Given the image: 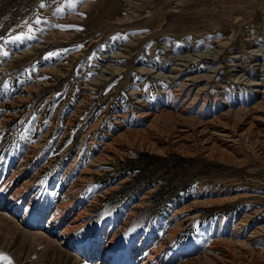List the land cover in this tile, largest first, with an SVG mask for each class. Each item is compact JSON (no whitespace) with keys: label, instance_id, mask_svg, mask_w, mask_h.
I'll list each match as a JSON object with an SVG mask.
<instances>
[{"label":"rangeland","instance_id":"1","mask_svg":"<svg viewBox=\"0 0 264 264\" xmlns=\"http://www.w3.org/2000/svg\"><path fill=\"white\" fill-rule=\"evenodd\" d=\"M64 25L81 30L59 27ZM254 36L264 41V0H0L1 174L5 180L13 174L27 181L31 195L44 199L40 213L46 200L54 207L62 201L74 208L80 203L86 212L83 226L103 221L93 242L103 241L113 254L123 252L113 242L128 245L132 240L135 250L138 244L149 246L145 256L158 248V261L195 264L193 257L203 256L218 238H232L231 231L250 214L242 228L247 237L264 225V150L258 135L222 152L190 129L196 124L180 117L176 120L190 129L182 139L168 117L159 119L155 131L144 128L161 110L175 116L183 108L171 98L160 100L166 92L174 94L173 84L154 76L158 68L164 70L162 54L170 56L164 45L174 55L194 46L219 47L221 59L211 63L219 65L222 58L231 59L237 45L250 46ZM230 67L214 80L199 81L198 88L205 90L197 107L217 105L215 95L223 91L236 92L235 98L239 91H252L244 82H233ZM197 68L207 70L203 62ZM259 73L254 78L264 87V73ZM238 96L220 109L251 108L260 93L246 101ZM218 109L202 115L196 108L186 115L212 121ZM126 130L133 132L121 136L117 151L87 175V182L79 181L106 145ZM74 184L82 187L80 192L68 191ZM198 201L206 203L194 204ZM185 207L183 215H175ZM221 220L229 224L224 236L216 232ZM255 240L251 249L264 254V233ZM70 254L57 264H88ZM238 255L241 263L255 264V258ZM24 263L0 242V264Z\"/></svg>","mask_w":264,"mask_h":264},{"label":"bare ground","instance_id":"2","mask_svg":"<svg viewBox=\"0 0 264 264\" xmlns=\"http://www.w3.org/2000/svg\"><path fill=\"white\" fill-rule=\"evenodd\" d=\"M250 40V46H241L240 44L237 45L236 50L229 56L231 59L227 60L222 58L223 61L221 63L219 60L221 63L219 65L211 64L213 61L221 59L223 51L221 48L219 49V47H213L208 44L203 49H196L194 46L193 51L189 49L190 51L188 52H183L181 54L175 52L174 55V49L171 47L168 48L169 44L164 45V47H167L168 54L170 56L168 58L162 54L164 61L162 60L163 62H161V67H163L164 70L160 71L158 68L157 71H154V76L157 77V79H164L173 84L172 90L174 94L172 96V93L170 94L166 92L165 95L160 97V100H168L171 98L173 100V102H171L173 105L177 106V104H179L182 105L183 108H181L182 110L176 113L175 116L174 111L172 110H161L158 114L152 116L150 113H145V117L151 116L152 118L149 119L150 121H148L149 123L144 129L155 131V124L159 121V119L168 117L175 122L174 131L177 133L179 139L184 138L185 134H187L190 129L196 130L199 135H202L204 142L212 144V146L217 147L222 152H228L235 150L234 145L236 142L242 139L251 140L250 137L255 134L261 138L260 139L257 136V140L261 141L260 145H262L260 149L264 150V87L261 80L255 79L259 72L261 75L264 73V41L262 43L257 42L258 38H256V36L252 37ZM217 41L219 44L222 43L221 39ZM208 43L210 42L208 41ZM223 43H225L224 40ZM201 62L205 63L207 70L205 69V71H200L199 68L194 70V67ZM227 66H231L228 72L231 76H233L234 83L244 82L250 86L249 88L252 90L243 89L244 91L242 92L238 90L239 92L236 94L237 96L239 95L238 98L240 97L241 99H244L251 95L250 98L252 99L254 95L256 96L260 93L259 100H257L251 108L240 107L237 109H229V107H227L221 110L220 108L225 106L224 104H226L229 99L231 100L236 93H225L223 91L222 94L215 95L214 101L217 105L208 106L206 102H203V104L201 103V106L197 107L196 104L201 98L199 97V93L205 90V87L198 88L197 84L199 81H204L205 79L208 81L216 79L215 77L218 73ZM149 73H153V71ZM102 77L104 76L102 75ZM95 81H97V79ZM217 84L224 87V82L223 84L217 82ZM237 96L234 98L237 99ZM196 108L199 110V114L202 115L206 111L207 114L214 113L218 108L221 111L219 112V116L212 117V121H202L187 117V112L190 113L192 110H196ZM176 117L189 120L196 125L190 129H185V126L178 122ZM131 132L133 131L126 130L109 142L104 151L96 157L88 166L89 168L82 173L83 177L78 180L87 182V175L99 167V164L109 159L113 152L117 151L118 146L122 141L121 136L130 134ZM5 177V174H1L0 172V242L3 247L11 250L21 260L24 259L26 264H43L46 261L47 264H57V262L59 263L63 257L67 259L71 258L72 256L70 253L78 255L75 258L82 257L83 260L88 262V264H171V261L168 260V258L164 261L160 259L159 261L157 260L158 248H154L155 250L153 252L151 250L150 252L152 254L146 256L145 253L149 246L138 244L139 246L135 250L134 248H136V245L132 240L129 241L128 245H124L120 241L113 242V248L116 249L118 246H122V253H125V255L122 256V253L120 255L113 254L114 250L112 251L110 248L108 249L106 246L104 247L103 241H97V239H95L96 242H93L96 234V231L94 232V230H96L97 227H100L103 221L100 219L83 226L84 222H86V219L83 220L86 216V212L80 211V203L77 204V202V207L74 208L72 204H70L72 206H69L67 202L62 201L59 205L54 204V207L52 205L53 201L50 206V203L46 200V207L40 213L44 199L39 201V198L37 199L38 196L36 197L34 194L31 195L32 192H30L31 190L28 187L27 181L21 182L19 180L20 177L17 179L13 174L9 177L7 176V180H5ZM81 189L82 187L79 188L77 184H74L71 188H68V191L75 190L74 193H78ZM60 197H62V195ZM60 197H56L57 202ZM65 198L64 200L67 199ZM74 199L75 198H73V200ZM67 201L69 202V200ZM199 203L205 204L206 202L198 201L194 204ZM51 207L54 209H51ZM75 209L78 212L71 218V215L75 213ZM186 209L187 207L176 211L177 213L175 215L181 216L182 213H185ZM250 217V214H248L244 215L243 218L240 219L236 231H231L232 238L221 240L219 238L218 240L214 239L216 241L213 242L211 246V243L208 244L210 247L206 249L203 256L193 257L191 261L195 264H239L241 263V258L243 257L240 258V255L238 254L242 253L243 256H245L244 259L252 257L255 258V264H264V254H262V251H259V254H256L257 252L255 253L253 249H251L253 247L252 244H255L256 237L264 233V225H259L252 229L251 233L247 237L246 234L244 235V231L242 230V228L246 227L249 223ZM189 218H192V216H187L185 220ZM220 224V227H218L219 229H216L218 234L220 232L222 233L220 236H224L230 232L226 229L227 226L229 227V224L225 225L223 220H221ZM87 228L89 230H87ZM85 230H87L86 233L84 232ZM83 232L85 234L81 235ZM173 234L174 231L172 230L170 235L173 236ZM189 248L190 251L195 249L193 245L191 247L189 246ZM124 250L126 251L124 252ZM94 259H96V263H90ZM161 259L164 258L161 257ZM251 260L248 259V261ZM179 264L183 263L179 262Z\"/></svg>","mask_w":264,"mask_h":264},{"label":"snow or ice","instance_id":"3","mask_svg":"<svg viewBox=\"0 0 264 264\" xmlns=\"http://www.w3.org/2000/svg\"><path fill=\"white\" fill-rule=\"evenodd\" d=\"M45 5H43V4H41V8H43ZM40 21L39 20H37V23H39ZM59 27H61V28H63L64 30H81V29H79L78 28V26H75V25H64V26H59ZM16 40H20L21 39V37H19V36H17L16 38H15ZM82 47V46H81ZM3 55H8V53L7 52H3L2 53ZM53 55V53H49L48 54V58H51V56ZM3 259H7V257H2Z\"/></svg>","mask_w":264,"mask_h":264}]
</instances>
